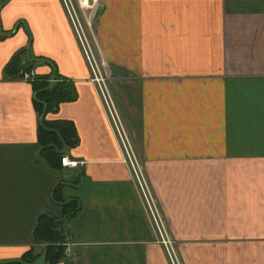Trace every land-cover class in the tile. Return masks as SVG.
<instances>
[{"label": "crops", "instance_id": "0c3cea01", "mask_svg": "<svg viewBox=\"0 0 264 264\" xmlns=\"http://www.w3.org/2000/svg\"><path fill=\"white\" fill-rule=\"evenodd\" d=\"M98 7L97 58L181 263L264 264V0ZM88 78L60 0H0V264L39 254L32 229L38 216L62 219L60 183L77 207L60 220L56 264H168ZM42 83L68 93L43 117L72 126L62 157L73 170L39 156Z\"/></svg>", "mask_w": 264, "mask_h": 264}, {"label": "built area", "instance_id": "2783aa9c", "mask_svg": "<svg viewBox=\"0 0 264 264\" xmlns=\"http://www.w3.org/2000/svg\"><path fill=\"white\" fill-rule=\"evenodd\" d=\"M60 2L88 66V82L94 87L97 100L111 130L119 151V162L124 164L129 170L131 181L139 197L142 209L149 215L157 241L163 246L169 264H179L158 206L155 204L156 202H153L147 183L138 168L130 137L111 98L105 65L97 58L99 52L91 25L94 21V12L98 8V0H60ZM34 78L35 75L32 71H23L21 73V80L23 81H31ZM76 164V162L70 161L66 157L60 158V165L64 168L72 169L75 168Z\"/></svg>", "mask_w": 264, "mask_h": 264}, {"label": "trees", "instance_id": "16d2710c", "mask_svg": "<svg viewBox=\"0 0 264 264\" xmlns=\"http://www.w3.org/2000/svg\"><path fill=\"white\" fill-rule=\"evenodd\" d=\"M14 69L15 75L19 70L18 63H10L5 68ZM36 79V77L34 78ZM60 85L55 83L53 85L40 84L34 88L33 107L38 116V126L36 132V143L38 146V153L44 164L51 170L60 171L64 169L60 165V158L64 154L65 148L71 147L75 143V132L68 122L61 121H46L43 113L45 110H51L59 102L66 100L64 90L60 91ZM62 92V93H61ZM73 170L74 168H66ZM62 183L57 184L51 191V200L54 203L61 204L62 219L63 217H70L76 210V204L73 200L62 201L60 198V188ZM60 219L61 221H64ZM55 220L51 217L38 216L32 229L31 238L35 246L39 247V254L35 253L33 249L24 252L18 260L9 261L1 264H56L63 258V239L61 234V221Z\"/></svg>", "mask_w": 264, "mask_h": 264}, {"label": "rangeland", "instance_id": "374dc122", "mask_svg": "<svg viewBox=\"0 0 264 264\" xmlns=\"http://www.w3.org/2000/svg\"><path fill=\"white\" fill-rule=\"evenodd\" d=\"M91 30H92V33H94V23L91 25ZM95 34V33H94ZM94 37H95V35H94ZM88 67V66H87ZM105 73H106V79H110V77H111V75H110V73L108 72V70H107V68H106V64H105ZM89 71V70H88ZM228 77V76H227ZM254 83V82H253ZM132 148H133V146H132ZM134 150V149H133ZM134 154H135V156H136V159H137V163H138V168H139V170H140V173L142 174V176H143V178H144V180H145V182L147 183V187H148V189H149V192H150V196H151V198H152V200H153V202L155 203L156 202V198H155V196H154V194H153V190H152V188H151V186H150V184H149V181L147 180V178H146V175H145V170H144V166H143V164H142V162H141V160H139V158H138V156L136 155V152H135V150H134ZM127 170H128V168H127ZM128 172H129V170H128ZM131 172V171H130ZM156 204V203H155ZM144 213H145V215H146V218H147V221H148V223H149V225H150V227H151V229H152V231H153V234H154V243H156L157 245H159L161 248H162V250H163V252H164V255H165V257H166V253H165V250H164V248H163V246L160 244V243H158V241H157V238H156V233H155V231H154V226H153V224H152V222L149 220V215L145 212V211H143ZM162 217V216H161ZM164 225H165V223H164ZM166 227V226H165ZM168 232V231H167ZM171 239V238H170ZM171 241H172V239H171ZM173 243V242H172ZM173 245V249H174V252H175V255H176V258H177V260H178V263L179 264H182L181 262V260H180V258L178 257V254H177V250H175V248H176V244H172ZM166 259H167V257H166ZM167 263L169 264V262H168V260H167Z\"/></svg>", "mask_w": 264, "mask_h": 264}, {"label": "water", "instance_id": "95a60500", "mask_svg": "<svg viewBox=\"0 0 264 264\" xmlns=\"http://www.w3.org/2000/svg\"><path fill=\"white\" fill-rule=\"evenodd\" d=\"M99 11H100L99 7L96 8V10H95V12H94V16H93L94 19H95V18L97 17V15L99 14ZM109 71H110L112 74H115V75H126V74H127V73L122 72V71H120L119 69H116V68H113V67H110V68H109Z\"/></svg>", "mask_w": 264, "mask_h": 264}]
</instances>
